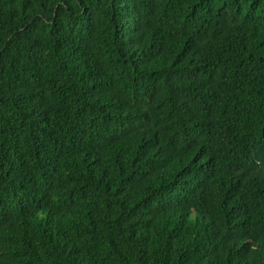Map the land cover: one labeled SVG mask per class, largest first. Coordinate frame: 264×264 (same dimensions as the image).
<instances>
[{"label": "trees", "instance_id": "obj_1", "mask_svg": "<svg viewBox=\"0 0 264 264\" xmlns=\"http://www.w3.org/2000/svg\"><path fill=\"white\" fill-rule=\"evenodd\" d=\"M0 264H264V0H0Z\"/></svg>", "mask_w": 264, "mask_h": 264}]
</instances>
